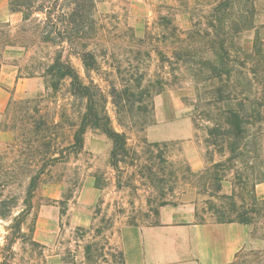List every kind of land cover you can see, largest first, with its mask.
Returning <instances> with one entry per match:
<instances>
[{
    "label": "rangeland",
    "instance_id": "rangeland-1",
    "mask_svg": "<svg viewBox=\"0 0 264 264\" xmlns=\"http://www.w3.org/2000/svg\"><path fill=\"white\" fill-rule=\"evenodd\" d=\"M0 4L4 9L0 24L10 23L14 33L19 29L21 31L22 27H31L29 22H23L21 12L10 10L9 0H1ZM168 6L177 8L179 0H101L97 3L95 20L98 31L91 44L101 68L92 75L105 90L109 89V81L121 86V79L132 72L152 78L169 69L160 51L171 55V50L158 42L160 37L156 26L158 14L167 12ZM255 9V23L264 24V0L256 1ZM175 12L180 29L188 27L191 12L181 13L178 9ZM33 17L41 19L43 14L35 13ZM4 29L0 27V31ZM253 34V30L241 33L237 36V43L242 46ZM23 35L28 46L15 45L19 50L13 53L12 60L20 64L22 75L28 76L34 67L37 68L39 61L47 58L48 53L41 48L34 34L27 31ZM1 36L0 33V62H5L8 60L5 56L8 46H2ZM72 62L88 81L81 60L74 57ZM183 75L184 79L181 78ZM179 76V80L165 92L155 95V109L151 116L154 122L144 131L135 129L129 135V144L135 150L131 154L133 164L120 163L118 168L113 166L112 140L101 132L90 130L85 134L84 147L80 152H72L68 160L46 165L45 180L33 197L35 211L40 218V231L35 235L40 246L31 247L19 240L14 247L18 262L121 264L120 225L131 218L132 201L144 200L136 215L139 214L141 221L147 223L156 221L159 204L163 201L195 200L199 211L205 213L209 193H227L225 191L232 187L237 171L247 176L249 188L257 181L256 193L259 198H264V194L258 193V190H264V106L261 107L263 120L249 126L250 150L233 160H229V151L220 152L207 142L208 129L213 122L205 117L206 112L215 109V106L249 110V101L236 93L245 87V93L250 97H262L264 91L261 84L252 80L251 74L245 70L201 82H196L183 71ZM35 77H39L38 85L26 92L13 94L7 116L1 123L13 133L14 140L0 148V195L3 198L17 197L20 204L28 175L39 169L44 158L48 159L53 146L65 145L71 140L73 129L70 124L76 120L78 111V106L68 101L66 82L60 92L54 94L46 89L44 77ZM220 92H230L231 98L211 103V99L218 97ZM108 109L119 128L110 102ZM165 120L176 123V127L182 129L176 141L156 140L160 135L156 136L153 129L163 126L161 121ZM156 142L158 145L150 144ZM192 149L206 153V170H192L183 155V152ZM127 161L131 160L128 158ZM218 161H222L223 165L216 167ZM11 174H16V177H10ZM93 176L101 188V195L89 214V223L84 226L79 223V217L83 215L80 201L84 184ZM216 176L221 179L214 180ZM204 181L208 186L207 192L200 190ZM213 199L217 203L221 200ZM257 207L259 214L251 223L255 248L244 250L231 264H264V203ZM209 213L206 216L201 214L200 219L216 221V216ZM8 223L0 220V247L5 243ZM91 240L96 244L87 255L85 245Z\"/></svg>",
    "mask_w": 264,
    "mask_h": 264
},
{
    "label": "trees",
    "instance_id": "trees-1",
    "mask_svg": "<svg viewBox=\"0 0 264 264\" xmlns=\"http://www.w3.org/2000/svg\"><path fill=\"white\" fill-rule=\"evenodd\" d=\"M99 1L9 0L10 10L21 12L23 22H29L31 27H22L21 31L19 29L14 33L10 23H1L0 27H5L4 31H0L2 46L27 47V38L23 34L27 31L34 34L48 55L27 77H44L46 89L54 94L60 92L66 82L68 101L71 105H77L78 111L76 120L70 124L73 129L71 140L60 145L62 147L58 145L60 148L53 146L48 159L44 158L39 169L28 175L21 204L17 197L3 198L0 195V220L9 222L5 243L0 247V264H22L17 261L14 249L19 240L31 247L40 246L33 236L36 217L33 197L45 180L46 165L68 160L72 152H80L88 131L101 132L112 140V165L118 168L120 163L133 164L131 154L135 150L129 144V134L135 129L144 131L154 122L151 116L155 109V95L165 92L179 80L182 71L196 82H201L245 70L251 74L252 80L261 84L264 91V24L255 23V4L258 0H179L177 8L168 6L167 12L158 14L156 26L160 37L158 42L171 50V55L160 51L169 69L152 78L132 72L121 79V86L109 81L108 90L92 75L101 68L91 44L98 31L95 12ZM176 9L181 13L191 12L188 27L180 29L176 23ZM35 13H42L43 17L34 18ZM251 30L254 31L252 38L239 45L237 36ZM74 57L81 60L88 81L74 66ZM181 78L184 79V75ZM248 82L251 85L250 80ZM229 94L220 92L218 97L211 99V103L231 98ZM239 94L249 101V110L222 105L209 109L205 114L213 122L208 129L207 142L220 152L229 151V160L250 150L247 136L249 126L263 120L261 107L264 106V95L250 97L245 93V87L236 93ZM109 102L115 110L119 128L109 112ZM150 144L158 145L157 142ZM128 158L131 161L128 162ZM222 165V161L216 162V167ZM9 176L16 177V174ZM220 179L219 176L214 178ZM256 183L249 188L247 176L237 171L230 193H209L207 207L216 216V221L253 223L254 216L259 214L257 205L264 203V198H259L256 193ZM200 190L208 191L206 181L201 184ZM213 197L221 199L220 202L217 203ZM167 203L163 201L161 204Z\"/></svg>",
    "mask_w": 264,
    "mask_h": 264
},
{
    "label": "crops",
    "instance_id": "crops-1",
    "mask_svg": "<svg viewBox=\"0 0 264 264\" xmlns=\"http://www.w3.org/2000/svg\"><path fill=\"white\" fill-rule=\"evenodd\" d=\"M2 10L4 12L3 5L0 4V18ZM17 50L19 49L14 46L5 48L8 60L0 68V148L14 140L13 133L1 124L7 116L11 97L39 84V77L22 75L20 64L12 60L13 53ZM161 122L163 126L153 129L156 136L160 135L156 140L176 141L180 138L182 129L177 128L176 123H168L166 120ZM183 155L193 171L206 170L205 152L192 149L183 152ZM148 188L151 186L148 185ZM231 189L232 187L227 188L225 192L230 193ZM100 191L95 176L84 184L80 201L83 210V215L79 217L80 224L87 226L89 223V214L100 199ZM258 193L264 194V190H258ZM132 202L131 218L120 225L121 264H231L241 252L255 248L251 224L200 219L201 214L206 216L209 213L207 203L205 213L199 211L195 200L159 204L156 221L147 223L141 221L139 214L136 215L144 200L135 199ZM39 222L40 218L36 214L33 236L38 243L40 242L35 235L40 231ZM95 244L91 240L85 245L87 255H90Z\"/></svg>",
    "mask_w": 264,
    "mask_h": 264
}]
</instances>
